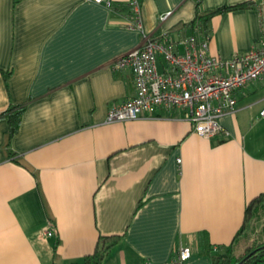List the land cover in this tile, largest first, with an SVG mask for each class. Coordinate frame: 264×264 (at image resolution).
Masks as SVG:
<instances>
[{"label":"crops","instance_id":"0c3cea01","mask_svg":"<svg viewBox=\"0 0 264 264\" xmlns=\"http://www.w3.org/2000/svg\"><path fill=\"white\" fill-rule=\"evenodd\" d=\"M252 1L196 29L210 54L228 59L264 42V0ZM121 3L0 0V112L30 98L10 140L15 159L0 118V264H81L99 235L117 237L101 264H163L181 244L192 251L184 264H211L204 246L229 244L246 203L264 192V75L235 91L212 137L194 132L184 108L106 121L135 91L131 70L112 66L141 42L112 8ZM195 12L196 0H141L144 29L175 41L191 33L183 24ZM48 224L54 233L38 239Z\"/></svg>","mask_w":264,"mask_h":264},{"label":"built area","instance_id":"2783aa9c","mask_svg":"<svg viewBox=\"0 0 264 264\" xmlns=\"http://www.w3.org/2000/svg\"><path fill=\"white\" fill-rule=\"evenodd\" d=\"M111 4V0H92ZM129 10V26L139 31L138 46L119 54L114 69L129 68L134 82V95L110 105L106 121L133 119L153 108H184L194 132L212 137L224 131L219 117L234 109L235 91L247 82L264 75V42L243 53L225 59L208 51V40L188 34L171 40L167 31L153 35L143 27L141 0H122ZM170 11L158 15L163 21ZM162 58V69L157 59ZM264 114V106L259 110ZM179 161V158H178ZM54 233L51 224L38 233L46 240ZM189 245L174 247L169 260L163 264H184L191 255Z\"/></svg>","mask_w":264,"mask_h":264},{"label":"trees","instance_id":"16d2710c","mask_svg":"<svg viewBox=\"0 0 264 264\" xmlns=\"http://www.w3.org/2000/svg\"><path fill=\"white\" fill-rule=\"evenodd\" d=\"M200 0H196V12L194 18L183 25L190 27V34H195L196 29L205 25L209 18L215 14L238 8L250 7L254 4L252 0H244L231 5H221L208 10H199ZM117 12H122L126 16L129 10L123 2L118 6H112ZM4 83L7 86L9 70H1ZM30 100L27 98L21 102H9L6 109L0 112V118H5L8 124V132L4 138V148L6 155L15 159L16 152L10 147L12 135L17 131L21 114ZM264 213V192L251 198L244 207L243 221L240 228L234 234L232 241L225 245L223 249L212 250L207 244L203 252L206 253L211 264H264V225L259 229L247 231V227L252 221ZM115 235H99L94 251L81 258V264H101V260L110 246L116 241ZM67 264H79L77 260L69 261ZM150 264V263H143Z\"/></svg>","mask_w":264,"mask_h":264},{"label":"rangeland","instance_id":"374dc122","mask_svg":"<svg viewBox=\"0 0 264 264\" xmlns=\"http://www.w3.org/2000/svg\"><path fill=\"white\" fill-rule=\"evenodd\" d=\"M264 214V213H263ZM262 214V215H263ZM262 218H263V223H264V215L262 216ZM253 224H254V221H252L251 223H250V225L247 227V231H249L250 230V228L253 226Z\"/></svg>","mask_w":264,"mask_h":264}]
</instances>
